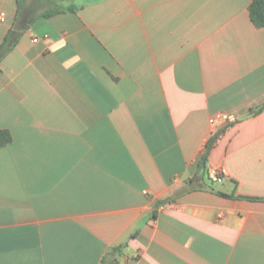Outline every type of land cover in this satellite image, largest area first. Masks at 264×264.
<instances>
[{
	"label": "crops",
	"instance_id": "crops-1",
	"mask_svg": "<svg viewBox=\"0 0 264 264\" xmlns=\"http://www.w3.org/2000/svg\"><path fill=\"white\" fill-rule=\"evenodd\" d=\"M251 2L0 0V264H264Z\"/></svg>",
	"mask_w": 264,
	"mask_h": 264
},
{
	"label": "trees",
	"instance_id": "trees-1",
	"mask_svg": "<svg viewBox=\"0 0 264 264\" xmlns=\"http://www.w3.org/2000/svg\"><path fill=\"white\" fill-rule=\"evenodd\" d=\"M18 1H19V4H21L23 0H18ZM251 1L252 2L249 7L250 18L257 28H264V0H251ZM76 9L77 7L74 6V7H71L69 11L74 12ZM60 12L62 11L60 10L52 11V12L47 13L45 17H50L53 14L60 13ZM14 39L15 38H14L13 33H10L4 40L3 44L0 46V62L7 55V53H9L12 50L16 42V40ZM259 111H261V109ZM214 140L215 138L212 137L206 146V152L200 163V168L202 170H204L206 167V162L208 160V151L210 150ZM12 141H13V138L9 131L4 130L0 133V146L1 147L9 145L10 143H12ZM192 182L193 181H191V183ZM226 196L232 197L230 195H226ZM157 209L158 208H156V211L154 213L155 216L157 215ZM133 236L135 237V234ZM126 246L127 244L113 247L106 255L103 256L101 260V264H118V256L123 252Z\"/></svg>",
	"mask_w": 264,
	"mask_h": 264
},
{
	"label": "built area",
	"instance_id": "built-area-1",
	"mask_svg": "<svg viewBox=\"0 0 264 264\" xmlns=\"http://www.w3.org/2000/svg\"><path fill=\"white\" fill-rule=\"evenodd\" d=\"M5 17L6 16L4 13L0 14V20L2 22L5 21ZM34 42H38V39H35ZM237 120H238V117L235 115L217 113L210 118V124L214 127V129L220 130L222 128L230 126L231 124L236 123ZM226 177H227V172L225 169L212 168V169H209L208 171V178L210 179L212 183L222 184L224 180L226 179ZM222 217H223V214H220L218 216L219 219H221Z\"/></svg>",
	"mask_w": 264,
	"mask_h": 264
}]
</instances>
